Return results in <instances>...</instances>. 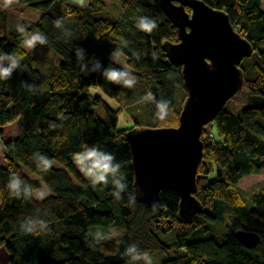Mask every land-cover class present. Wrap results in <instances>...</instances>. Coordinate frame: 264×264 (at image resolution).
<instances>
[{
  "label": "trees",
  "instance_id": "obj_1",
  "mask_svg": "<svg viewBox=\"0 0 264 264\" xmlns=\"http://www.w3.org/2000/svg\"><path fill=\"white\" fill-rule=\"evenodd\" d=\"M5 1L41 14L37 24L20 23L26 30L22 34L17 28L8 29L9 15L0 5V54L14 55L20 63L10 79H0V134L15 122L22 129L17 138L5 143L7 165H0V247L6 248L9 264H144L126 255L131 245L149 257L174 254L161 264H264V187L247 195L239 186L244 177L264 170V0H199L222 10L253 53L239 65L243 88L248 91L247 105L238 115L223 109L203 129L195 195L200 211L190 220L178 216L177 193L161 192L152 206L137 198L127 137L145 127H177L187 97L181 70L167 61L163 50L166 42L176 43L178 38L159 0H119L121 12L116 19L96 17L106 9V0H87L85 8L69 0ZM140 17L153 18L156 28L150 33L140 31L136 26ZM57 19L62 20V27L55 26ZM33 30L47 37V43L37 44L35 50L51 49L62 59L58 66L51 62L46 69L45 90L36 58L22 48ZM78 48L84 50L88 67L99 61L102 68H123L110 59L111 53L121 54L127 61L123 69L136 77L135 85L113 84L101 72L84 74L75 54ZM25 83L34 88H26ZM94 87L117 108L91 96ZM177 89L182 92L179 109ZM148 91L156 101L169 102L166 118L157 115L155 102L144 99ZM135 104L143 106L150 123L129 117L128 127L119 128V116ZM92 106H102L107 120L99 119ZM61 113L63 118H59ZM84 145L114 155L126 184L122 199L111 195V177L106 185L93 184L85 177L88 162L79 158ZM37 153L64 170L43 171ZM23 168L40 179L29 178ZM14 175L31 186L30 197L9 190ZM43 186L50 194L36 201L33 194ZM29 219L44 225L37 223L27 233L21 225ZM224 226L226 232L219 239L188 242L198 230L216 234ZM215 227L219 229L214 231ZM238 231L256 233L259 243L246 248L235 237ZM173 232V242L163 241V236ZM97 233L102 238L97 239Z\"/></svg>",
  "mask_w": 264,
  "mask_h": 264
},
{
  "label": "water",
  "instance_id": "obj_2",
  "mask_svg": "<svg viewBox=\"0 0 264 264\" xmlns=\"http://www.w3.org/2000/svg\"><path fill=\"white\" fill-rule=\"evenodd\" d=\"M159 5L176 29L178 41L166 42L163 50L167 61L181 70L187 97L177 127L128 133L135 193L150 206L163 191L177 193L178 216L190 220L200 211L195 195L203 129L243 89L239 65L253 49L220 9L199 0H159ZM235 237L248 249L259 243L253 232L238 231Z\"/></svg>",
  "mask_w": 264,
  "mask_h": 264
},
{
  "label": "clouds",
  "instance_id": "obj_3",
  "mask_svg": "<svg viewBox=\"0 0 264 264\" xmlns=\"http://www.w3.org/2000/svg\"><path fill=\"white\" fill-rule=\"evenodd\" d=\"M56 27H62V20L57 19L55 22ZM137 28L140 31L150 33L156 28V22L150 17H140L137 22ZM17 31L20 33H25V27L23 25H17ZM47 43V37L41 33H35L26 38L25 46L29 49H34L37 44L44 45ZM84 50L76 49V58L79 61L81 70L84 74H89L91 72H101V75L113 84H121L124 87H133L136 83V77L132 75L131 72L123 68L116 67H103L99 61L92 63L91 67H88L84 63ZM115 53L110 54V59ZM7 62V63H5ZM20 67L19 60L11 54H0V79H10L12 73ZM26 88L32 89L33 85L26 84ZM145 100L156 103L157 115L163 119L166 118L169 112V102L166 100L156 101L155 95L148 91L144 97ZM59 118H63V114H60ZM56 127V125H52ZM84 151L79 154L81 162H88L85 164L84 171L88 175L89 179L93 184H108L109 177L112 178V183L114 185V191L111 193L116 199H122V194L126 191V184L123 182V176L119 174L120 164L115 163V157L111 153H106L100 151L95 146L89 147L88 145L83 146ZM36 158L40 161V166L43 171H48L52 167L51 161L39 153L35 154ZM9 190L16 196L24 195L31 196L32 188L30 185L24 184V182L18 177L13 176L8 184ZM130 199L134 202V196ZM37 223L44 225L43 221L26 220L22 223V229L31 233L35 230ZM97 239L102 238L100 233L96 234ZM126 255L130 256L133 261H146V264H152L151 258L147 253L141 254L135 245L129 246L126 250Z\"/></svg>",
  "mask_w": 264,
  "mask_h": 264
},
{
  "label": "rangeland",
  "instance_id": "obj_4",
  "mask_svg": "<svg viewBox=\"0 0 264 264\" xmlns=\"http://www.w3.org/2000/svg\"><path fill=\"white\" fill-rule=\"evenodd\" d=\"M69 2L72 5L77 6V7H81V8L87 7V0H69ZM8 4L10 6H7ZM0 5H2V10H6L8 12V15H9L8 29L9 30H13L17 28V25H20V23L24 21L29 22L31 24H37L41 16L40 12L34 9L23 7V6H16L14 4L8 3V1H5V0H0ZM262 10H264V3L262 4ZM120 12H121V3L119 0H106V9L102 13L96 15V17L116 19L119 17ZM35 33H37V31L33 30L29 36ZM22 48L25 51L32 53L34 57L36 58L38 69L40 70L41 77H42L41 88L43 90L47 89L48 77H47L46 69L48 68L51 62H53L55 65L58 66L62 62V59L58 55H56L55 52L51 49H39V50H35V48L29 49L28 47L25 46V41L22 44ZM97 90L99 91L98 88L94 87L89 91V94L91 96H98L95 93V91ZM181 98H182V92L180 89H177L176 99H175V104H176L177 109H179L181 106V101H182ZM247 98H248V91L245 88H243L231 100L227 102L224 109L233 115H238L241 109L247 105ZM103 100L113 110L117 108L116 104H113L114 102H112V100H109L107 98L106 99L103 98ZM92 111L99 119L103 121L107 120L106 113L102 106H92ZM129 117H134V119H136V121H138L141 124L147 125L150 123V119L147 116L143 106L139 104H135L134 107H132L131 109H128L127 112H124V114L121 115V121L119 122L118 127L127 128L128 123H129L128 119H130ZM123 120L125 121L127 120V121L124 122ZM16 127L22 130L20 127V124H18V126ZM205 128H207V126ZM18 136L19 135H15V138H17ZM6 138L8 139V136L5 137L3 134H0V139L2 140V141L0 140V144L2 146V149L5 151L4 154H0V165L3 167L7 165V160L4 159V155L5 153H7L6 152L7 149L5 145H3L5 142H7ZM51 163H52V167H51L52 169L64 170V168L58 162L52 161ZM22 170L24 174L28 176L29 178L40 179L37 175L33 174L29 169L23 168ZM68 175H69L70 181L74 185H77L76 180L69 173ZM85 177L89 179L87 174L85 175ZM241 187L247 192V195L258 192L261 188L264 187V173L257 175V177L254 178V180L251 182L243 180ZM49 194H50L49 190L43 186L41 190L33 194V198L36 201H41L44 198H46ZM218 229H219L218 227H215L214 231H217ZM225 232H226V226L222 228L221 232L216 233V234H214L212 231L208 229L198 230L189 236L188 242L200 241V240H204L210 237L219 239L220 235H222ZM175 237H176V232H173L165 237L163 236L162 239L165 242L171 243L174 241ZM168 256L172 257L174 256V254L173 253L169 255L158 254V255L150 256V258H151L152 264H161V262L167 259ZM0 264H9V256H8V252L5 247H0ZM144 264H146V261H144Z\"/></svg>",
  "mask_w": 264,
  "mask_h": 264
},
{
  "label": "crops",
  "instance_id": "obj_5",
  "mask_svg": "<svg viewBox=\"0 0 264 264\" xmlns=\"http://www.w3.org/2000/svg\"><path fill=\"white\" fill-rule=\"evenodd\" d=\"M112 62L113 63H115L116 65H118V66H120V67H123V68H125L126 67V59H125V57L124 56H122L121 54H118V53H115V55H113L112 56ZM95 93L99 96V97H101L102 99L103 98H105L104 97V95L100 92V91H95ZM106 99V98H105ZM113 104H115V103H113ZM117 106V105H116ZM124 113H122L121 115H123ZM129 121H130V119H128ZM121 121V116H119V122ZM124 122H126L125 120H123ZM18 122H15V123H13V124H11V125H8V126H6V127H4L3 129H2V134L5 136V137H7L8 136V139L6 138V140H7V142L8 141H10V140H12V139H15V135H20L21 134V131L22 130H20L18 127H16V126H18ZM4 139V138H3ZM1 140V139H0ZM2 141V140H1ZM6 143V142H5ZM5 143L3 144V145H5ZM4 150L2 149V146H1V144H0V154H4ZM264 173V170H262L261 172H260V174H263ZM257 176H248V177H244L241 181H240V184H239V186H240V188L241 189H243L242 187H241V184H242V181L244 180H246V181H248V182H251V181H253L254 180V178H256ZM244 190V189H243Z\"/></svg>",
  "mask_w": 264,
  "mask_h": 264
}]
</instances>
